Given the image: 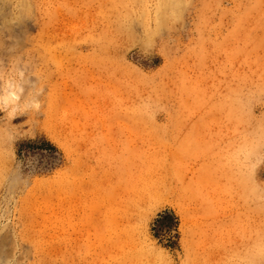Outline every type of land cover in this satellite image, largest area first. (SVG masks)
Here are the masks:
<instances>
[{
    "label": "rangeland",
    "instance_id": "374dc122",
    "mask_svg": "<svg viewBox=\"0 0 264 264\" xmlns=\"http://www.w3.org/2000/svg\"><path fill=\"white\" fill-rule=\"evenodd\" d=\"M0 259L264 264V0H0Z\"/></svg>",
    "mask_w": 264,
    "mask_h": 264
},
{
    "label": "bare ground",
    "instance_id": "6f19581e",
    "mask_svg": "<svg viewBox=\"0 0 264 264\" xmlns=\"http://www.w3.org/2000/svg\"><path fill=\"white\" fill-rule=\"evenodd\" d=\"M160 2H161V1H160ZM22 3H23V1H22ZM26 3H27V1H26ZM27 4H28V3H27ZM163 4H164V3H163ZM28 5H29V4H28ZM24 6H25V5H24ZM160 6H161V5H160ZM164 6H166V5L164 4ZM174 6H175V5H174ZM161 8H162V7H161ZM165 8H166V7H165ZM168 8H169V7H168ZM171 8H172V7H171ZM23 9H24V8H23ZM162 10H163V9H162ZM167 10H168V9H167ZM19 11H20V9H19ZM19 11H18V12H19ZM19 13H20V12H19ZM23 14H24V13H23ZM21 16H22V15H21ZM19 17H20V15H19ZM16 18H17V17H16ZM22 18H23V17H22ZM73 231H74V230H73ZM83 231H84V230H83ZM72 233H73V232H72ZM79 234L81 235V233H79ZM72 236H74V235H72ZM72 236H71V237H72ZM65 237H66V236H65ZM65 237H64V238H65ZM82 237H83V236H82ZM71 239H74V238H71ZM80 239H81V237H80ZM77 240H78V239H77ZM123 241H124V240H123ZM66 244H67V243H66ZM121 244H122V243L119 242V241H113V242H112V246H113V247H116V248H118ZM4 247H5V246H4ZM1 249L3 250V247H2ZM5 249H6V248H5ZM5 252H6V251H5ZM8 252H9V251H8ZM2 253H3V252H2ZM8 255H9V254H8ZM8 255H7V256H8ZM10 255H11V254H10ZM11 256H12V255H11ZM9 257H10V256H8V258H9ZM4 259H5V258H4ZM4 259H3V260H4ZM0 261H1V259H0ZM2 264H3V263H2ZM5 264H6V263H5ZM8 264H9V263H8Z\"/></svg>",
    "mask_w": 264,
    "mask_h": 264
}]
</instances>
